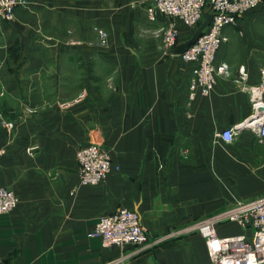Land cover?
I'll use <instances>...</instances> for the list:
<instances>
[{
  "label": "crops",
  "instance_id": "obj_1",
  "mask_svg": "<svg viewBox=\"0 0 264 264\" xmlns=\"http://www.w3.org/2000/svg\"><path fill=\"white\" fill-rule=\"evenodd\" d=\"M146 6L29 0L0 20V186L19 197L0 215V264H209L194 225L264 195V5L224 28L216 60L229 73L191 104L194 63L164 48L159 29L171 18L151 21ZM204 20L178 22V45ZM231 127L233 142L216 136ZM90 144L114 167L85 186L77 151ZM123 207L139 213L147 245L106 248L89 236ZM218 230L242 233L232 223Z\"/></svg>",
  "mask_w": 264,
  "mask_h": 264
},
{
  "label": "built area",
  "instance_id": "obj_2",
  "mask_svg": "<svg viewBox=\"0 0 264 264\" xmlns=\"http://www.w3.org/2000/svg\"><path fill=\"white\" fill-rule=\"evenodd\" d=\"M147 14L156 21L158 14L171 18V21L159 29L165 49L173 51L179 42L178 22L187 27L197 26L205 11L209 8L212 20L208 28L186 51L179 54L186 62L194 63L189 84L188 104L199 94L208 96L215 88L219 75H227L229 66L217 63V53L227 42L224 28L237 25L243 14L264 5V0H145ZM29 0H0V20H13L16 9L26 6ZM102 44L108 41V33L99 29ZM264 87V70H262ZM258 103H254L257 105ZM254 122V121H253ZM3 125L12 131L14 122L3 120ZM256 131L264 141V120ZM238 134L235 127L226 128L216 136L226 142H233ZM5 150L0 148V156ZM78 177L81 185L101 183L114 167L111 154L98 144H90L77 151ZM117 169L119 166H115ZM19 203L16 192L0 186V215L14 210ZM227 223L237 224L242 233L221 236L218 226ZM206 242L209 264H264V195L250 200H236L232 206L216 212L197 222ZM89 236L100 237L106 248L127 245L145 246L149 243V233L142 224L138 212L129 208H120L100 217Z\"/></svg>",
  "mask_w": 264,
  "mask_h": 264
},
{
  "label": "water",
  "instance_id": "obj_3",
  "mask_svg": "<svg viewBox=\"0 0 264 264\" xmlns=\"http://www.w3.org/2000/svg\"><path fill=\"white\" fill-rule=\"evenodd\" d=\"M204 21L201 26L196 30L193 37L181 44H179L174 50V54H181L186 51L192 44H194L198 38L204 33L205 29L210 25L212 20V14L210 13L209 8L205 11Z\"/></svg>",
  "mask_w": 264,
  "mask_h": 264
},
{
  "label": "rangeland",
  "instance_id": "obj_4",
  "mask_svg": "<svg viewBox=\"0 0 264 264\" xmlns=\"http://www.w3.org/2000/svg\"><path fill=\"white\" fill-rule=\"evenodd\" d=\"M98 29V32H99V29H103V28H97ZM105 30V29H103ZM106 31V30H105ZM107 32V31H106ZM108 33V32H107ZM262 178L264 179V174L262 175ZM199 232V230H197ZM200 233V232H199Z\"/></svg>",
  "mask_w": 264,
  "mask_h": 264
}]
</instances>
